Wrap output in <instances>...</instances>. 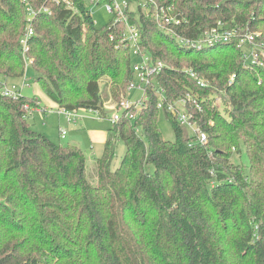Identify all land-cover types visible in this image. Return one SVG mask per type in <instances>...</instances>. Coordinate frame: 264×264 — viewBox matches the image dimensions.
<instances>
[{
    "label": "trees",
    "instance_id": "1",
    "mask_svg": "<svg viewBox=\"0 0 264 264\" xmlns=\"http://www.w3.org/2000/svg\"><path fill=\"white\" fill-rule=\"evenodd\" d=\"M86 1L73 0L74 11L53 0H0V77L19 89L5 96L0 87V264H264V57L248 61L239 46L264 30V0H153L148 11L129 12L142 50L165 67L136 119L110 129L96 183L80 148L31 127L29 111L41 100L14 83L29 84V62L59 107L111 119L101 81L109 79L119 104L137 59L125 24L98 27ZM156 5L180 24L163 27ZM28 7L36 32L25 52ZM219 23L234 33L228 42L182 43ZM256 42L264 48V33ZM188 95L205 143L167 110ZM160 111L174 142L160 131ZM118 142L127 151L113 170ZM244 151L248 167L237 161Z\"/></svg>",
    "mask_w": 264,
    "mask_h": 264
},
{
    "label": "built area",
    "instance_id": "2",
    "mask_svg": "<svg viewBox=\"0 0 264 264\" xmlns=\"http://www.w3.org/2000/svg\"><path fill=\"white\" fill-rule=\"evenodd\" d=\"M22 2H26L27 0H20ZM132 0H87L86 5L90 6L93 10L94 7L103 6L109 15H112L115 19V22L121 21L125 24V27L127 28L125 37L126 40L129 42L131 54L137 59V62L133 65V70L135 72V81L128 87L127 90V96L122 97L120 105H117V108L112 109L108 106H105L107 110L113 111V115L111 117L113 124L119 122L122 118L129 119V120H135L136 115L133 113V111H140L142 108H144L147 104L148 95H147V86H151V81L153 77H156L159 73H161L164 70V63L161 61H157L153 59L150 55L146 54L142 48L140 43V34L138 30L131 25V22L129 20V12H132L134 10L131 9ZM53 2L57 4H65L69 9L77 11V7L73 0H53ZM134 2L139 3L138 7H142L145 11H148L150 9V3H154L153 0H134ZM157 9H160V12L157 10V17L156 19L160 21L163 27H166L164 24H171L176 23L180 24L179 20H176L174 17H172L169 13L171 9H166L165 7H160L158 5ZM45 11H48V9H43ZM93 12V11H92ZM35 12L31 7H28V28L25 35V38L22 39V43L25 47V52L27 51V41L30 37H33L35 35V28H34V17ZM161 18L163 21H161ZM164 23V24H163ZM160 25V26H161ZM161 26V27H162ZM234 36L233 32L223 30L222 24L219 23L217 27H214L210 30H207L201 37L195 40H189V39H183L181 38L182 43L192 44V46L196 48H200L203 45L212 44L217 41H226L228 42L232 37ZM239 46L243 47V50L245 47L250 48V53L253 58L254 62H257V59L261 56L264 57V48L262 45H260L258 42H256V36L253 34H247L244 37L240 38ZM258 51H260L258 53ZM192 77L196 78L195 73H191ZM199 84L204 87L205 82L200 80ZM0 87H2V93L5 96H17L19 93V89L15 86L11 87L7 83L5 79L0 77ZM18 89V91H17ZM143 91V97L140 101H136L135 103L131 102L129 100L130 96L129 93H131L133 90ZM155 92L157 95H159V101H158V109L164 110L165 108V91L160 86H157L155 88ZM191 100V96L188 95L187 98L181 99L177 103H170L168 105V111L172 112L178 121V123L188 128L193 132L194 135L198 136L200 143L207 142V135L204 133L197 125L196 123L192 122L193 115L187 111L186 106L188 104V101ZM199 108V106L197 105ZM39 108V107H38ZM38 108L30 109L29 115L32 116V113ZM40 111V110H39ZM57 111L66 117V119L69 122H73L74 118L78 115V111H70L66 108H58ZM99 114V113H98ZM100 116V114H99ZM66 131L62 130L61 135L62 138H65Z\"/></svg>",
    "mask_w": 264,
    "mask_h": 264
},
{
    "label": "rangeland",
    "instance_id": "3",
    "mask_svg": "<svg viewBox=\"0 0 264 264\" xmlns=\"http://www.w3.org/2000/svg\"><path fill=\"white\" fill-rule=\"evenodd\" d=\"M138 4L139 3L137 2H133L131 5V9L134 10L135 12H139ZM93 18L97 26L100 28H104L108 26L110 21L113 20V16L109 15L106 9L102 5L93 8ZM262 33H264V30L258 31V33H256L255 36L260 37ZM244 52L247 56L248 61H252L253 58L251 56L250 48L248 46L244 48ZM33 74H34L33 69L30 66V63L28 62V75L30 78L29 84L27 85L23 83L22 80H16L14 83H16V85H18L20 89H22V94L25 95L26 97H30V98L37 97L41 100V98L45 96V93L42 90L41 86L35 83ZM110 84L111 82L109 81V79H103L101 81L102 94L104 97L105 105L112 109H115L117 108V105L120 104H118V102L115 101V99L112 97L109 87ZM143 94H144L143 91H138L135 89L131 93H129L130 96L129 100L133 103H135L137 100L140 101L143 97ZM123 96H127V94L125 95L123 94ZM220 103H221L220 99L219 100L217 99V104ZM112 115L113 113H111L110 116L112 117ZM78 116L81 118L82 117L88 118L89 120L97 119L100 121L101 125H103L104 127L107 126L106 127L107 129L109 128L111 129V127H113L112 119H102L99 116V114L89 110H80L78 112ZM89 122H94V121H89ZM29 124L35 131L46 135L49 139H51L58 145H62V146L75 145L76 147L80 148L84 152L87 158V177L92 183L97 182L96 179L97 173L95 172L96 169L95 161L96 159L104 155L105 148L104 146L100 147L96 145L94 147L89 132H86V129H94L95 128L94 125H89L87 128L81 127L80 129H76V128L74 129L68 125L64 116L60 114L58 111H51L49 113H46L45 115L34 114L30 118ZM158 125L160 131L163 134L164 139L166 141L174 142L175 133L172 127V123L167 118L164 111L159 112ZM60 129H65L69 133L67 139H62L60 137L61 134ZM75 130H79V132H76ZM189 133L193 134L191 130H189ZM126 151H127L126 145L123 142H118L116 146L115 157L112 163L113 170H116L120 166L122 159L126 154ZM237 161L239 163L244 164L245 167H248L250 164L249 158L245 151L242 154V158L241 159L237 158Z\"/></svg>",
    "mask_w": 264,
    "mask_h": 264
},
{
    "label": "crops",
    "instance_id": "4",
    "mask_svg": "<svg viewBox=\"0 0 264 264\" xmlns=\"http://www.w3.org/2000/svg\"><path fill=\"white\" fill-rule=\"evenodd\" d=\"M49 108V109H48ZM60 108L58 104L54 103L53 101H51L46 95L41 98V107H39L38 109L40 110H35L32 113V116L34 114H42L45 115L46 113H49L51 111H57V109ZM48 111V112H47ZM79 112V111H78ZM64 118L66 119V117L64 116ZM102 119H106V118H102ZM89 121H94V122H89ZM66 122L68 123L69 126H71L72 128H76V129H80L82 128H87L89 125H94L95 128L94 129H86V132H89L91 140H92V144L96 146H104L105 148V144L108 140L109 137V131L110 128L107 129L106 127H104L103 125H101L100 121L97 119H93V120H89L88 118H84V117H79L78 115L74 118L73 122H69L66 119ZM112 128V127H111ZM73 129V130H74ZM65 129H60V133L61 131ZM76 132H79V130H75ZM66 135L65 138H62V135L60 134V137L62 139H67L68 138V132L66 131ZM77 137V136H76ZM75 146V145H74Z\"/></svg>",
    "mask_w": 264,
    "mask_h": 264
}]
</instances>
